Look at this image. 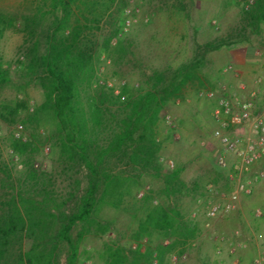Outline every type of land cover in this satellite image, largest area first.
<instances>
[{"label": "trees", "instance_id": "1", "mask_svg": "<svg viewBox=\"0 0 264 264\" xmlns=\"http://www.w3.org/2000/svg\"><path fill=\"white\" fill-rule=\"evenodd\" d=\"M40 1L21 17L24 43L29 46L16 64L26 86L40 87L43 100L30 111L24 86L18 91L23 98L0 100V122L20 124L28 132L8 140L21 165L17 176L7 160L0 162L5 189L0 194V264H60L63 253L64 264H79L86 234H105L110 229L97 222V212L119 208L144 176L162 179L167 197L181 194L186 187L181 168L167 170L160 162L166 139L160 136L162 113L170 102L214 89L202 67L207 53L225 45L222 41L197 45L194 56L175 69L154 71L136 91L123 85L115 94L114 88L97 85L101 51L91 35L116 0ZM244 15L259 28L264 22V0H255ZM47 19L42 37H37L35 32ZM16 24L13 14L0 9V41ZM117 33L104 40L107 56L111 47L120 49V42L111 44ZM10 82L9 66L0 53V91ZM42 128L47 130L43 138ZM46 144L66 166L85 171L86 185L82 188L80 180H73L74 188L64 199L50 191L46 174L33 167L40 146ZM143 202L151 206L139 220L133 241L148 240L154 232L168 240L143 249L105 245L103 264H170L169 256L181 257L195 237L197 228L175 210L153 205L149 196Z\"/></svg>", "mask_w": 264, "mask_h": 264}, {"label": "rangeland", "instance_id": "2", "mask_svg": "<svg viewBox=\"0 0 264 264\" xmlns=\"http://www.w3.org/2000/svg\"><path fill=\"white\" fill-rule=\"evenodd\" d=\"M248 1L251 3L245 9L238 0H116L98 28L92 30L93 42L101 51L96 70L97 85L114 88L115 92L124 82L134 92L154 71L168 72L191 59L197 45L222 41L225 45L207 53L202 67L214 90L222 87L234 89L242 83L246 88L243 95L246 96L250 91L263 87L264 22L255 28L245 17L244 11H249L255 2ZM40 3V0H0V9L17 18L16 28L7 30L0 41V53L5 66H9L11 76L9 85L0 91V100H11L15 96L23 98L18 91L24 86L30 111L43 100L42 90L34 83L25 85L26 80L19 74L16 61L21 59L29 46L24 43L26 35L22 31L21 17ZM127 18L131 21L130 26L123 31ZM44 22L42 28L35 32L37 37H42L49 19ZM114 31L118 33L111 44L120 42V49L114 51L111 47L107 56L102 49L103 43ZM246 48L251 49V56L259 58L258 63L252 65L256 70L249 81L242 78V73H237L230 57L231 50ZM228 66L232 69L223 72ZM257 101L258 106L264 105V96H259ZM211 108V102L193 93L184 101L177 100L166 106L160 131L161 138L166 139L160 152V162L167 170L181 168L180 178L186 186L184 191L167 197L163 192L162 179L141 178L119 208L103 207L97 212V222L106 224L110 229L105 234L99 235L94 231L86 234L79 248V264H103L105 245L117 244L125 250L133 249V246L143 249L168 240L154 232L148 240L143 239L140 243L133 241L132 235L138 228L139 220L151 206L150 202H143L144 196H149L153 205L175 210L183 220L197 228L195 237L185 247V257L181 259L177 253H172L170 264H230L235 258L240 264H251L258 252L257 245L264 244V179L253 185L249 196L241 198L239 209L213 219L206 217L208 200H219L220 194L227 195L234 186L229 180L230 172L219 169L215 163L222 147L212 137L215 125L211 119ZM166 115L171 117L175 127L166 124ZM41 131L43 138L47 130L42 128ZM24 132L27 135L28 132L20 124L8 126L0 122V162L7 160L11 164L14 177L21 165L12 156L8 140L12 135L17 138ZM40 147L33 159V167L46 174L44 182L56 197L66 198L74 188L73 180H80L82 188L86 185L83 168L71 169L59 161L57 153L51 152L49 145ZM232 161L229 155L228 164ZM3 178L0 172V194L5 192ZM209 184L219 194L206 198V186ZM256 210L260 213L258 216ZM234 231L237 235L233 234ZM215 236H224L225 241H215ZM237 242H241L242 247L235 248V254L231 255L230 243L235 246ZM173 257L177 261H173ZM64 262L63 253L60 264Z\"/></svg>", "mask_w": 264, "mask_h": 264}, {"label": "built area", "instance_id": "3", "mask_svg": "<svg viewBox=\"0 0 264 264\" xmlns=\"http://www.w3.org/2000/svg\"><path fill=\"white\" fill-rule=\"evenodd\" d=\"M238 1L244 5L245 9H248L251 3L248 0ZM130 22L129 18L124 21L123 31L128 29ZM231 69V66H228L223 69V72ZM245 91V85L238 83L234 89L222 87L198 93L199 97L212 104L211 119L215 125L212 137L222 147V152L216 157V166L230 172L229 180L234 184L227 195H219V200H208L206 217L209 219L228 215L239 209L241 198L249 196L253 185L264 179V105L258 106L257 101L259 96H264V86L250 91L246 96L243 95ZM114 93L118 94L119 91L115 90ZM164 119L171 128L175 127L169 115H166ZM229 155L233 158L231 164H228ZM169 166L172 167L173 164L169 162ZM206 194V198H211L219 193L213 185L209 184L206 186ZM141 195L140 193L139 196ZM259 214L256 210V215ZM233 234L237 235V231ZM214 239L220 242L225 241L224 236H215ZM230 245H232L229 249L231 255L235 254V248L242 247L241 242H237L235 246L232 243ZM257 248L258 252L251 264H264V244L257 245ZM184 257L185 255L181 256V259ZM173 261H177V258L173 257ZM230 264H240L239 259L235 258Z\"/></svg>", "mask_w": 264, "mask_h": 264}, {"label": "crops", "instance_id": "4", "mask_svg": "<svg viewBox=\"0 0 264 264\" xmlns=\"http://www.w3.org/2000/svg\"><path fill=\"white\" fill-rule=\"evenodd\" d=\"M232 54H238L235 58H233ZM251 49L246 48V49H233L230 51V57H231V62L237 71V73L241 74L242 73V78H244L246 81H249L255 74V65L258 63V59L256 57L251 56ZM248 70H247V69ZM247 70V71H245ZM244 240V239H243ZM253 252H257L256 250Z\"/></svg>", "mask_w": 264, "mask_h": 264}]
</instances>
